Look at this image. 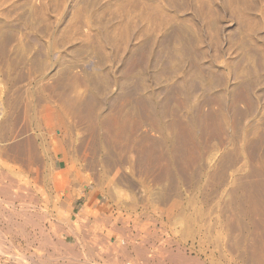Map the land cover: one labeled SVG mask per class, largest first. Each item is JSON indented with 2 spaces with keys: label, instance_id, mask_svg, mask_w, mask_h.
Wrapping results in <instances>:
<instances>
[{
  "label": "rangeland",
  "instance_id": "374dc122",
  "mask_svg": "<svg viewBox=\"0 0 264 264\" xmlns=\"http://www.w3.org/2000/svg\"><path fill=\"white\" fill-rule=\"evenodd\" d=\"M0 187V264H60L47 188L149 257L264 264V0H0Z\"/></svg>",
  "mask_w": 264,
  "mask_h": 264
},
{
  "label": "crops",
  "instance_id": "0c3cea01",
  "mask_svg": "<svg viewBox=\"0 0 264 264\" xmlns=\"http://www.w3.org/2000/svg\"><path fill=\"white\" fill-rule=\"evenodd\" d=\"M65 143H68L66 139L60 138L58 144L62 148V159L65 157ZM45 198L50 239L48 241L47 238V243L60 245L54 251H51V247L47 248V256L59 260L60 264L73 258L80 260L81 264H189L186 256L173 253L166 258L156 255L152 257L154 260L149 259L147 249L157 241L140 238L132 222L126 225L118 217L116 208L101 202L89 190L78 194L76 190L68 188L62 191L47 188ZM67 244L75 247V255H69L64 250L62 245Z\"/></svg>",
  "mask_w": 264,
  "mask_h": 264
},
{
  "label": "bare ground",
  "instance_id": "6f19581e",
  "mask_svg": "<svg viewBox=\"0 0 264 264\" xmlns=\"http://www.w3.org/2000/svg\"><path fill=\"white\" fill-rule=\"evenodd\" d=\"M50 139H51V138H50ZM68 151H69V150H68ZM71 160H72V159H71ZM89 161H91V160H89ZM95 161H96V160H95ZM77 163H78V162H77ZM99 163H100V162H98V164H99ZM96 166H97V165H96ZM76 167H77V166H76ZM51 168H52V167H51ZM86 169H87V168H86ZM68 170H69V169H68ZM60 172H61V171H60ZM48 173H49V172H48ZM38 174H39V173H38ZM56 174H57V173H56ZM59 174H60V173H59ZM66 174H67V173H66ZM66 174H63V176H66ZM82 174H83V173H82ZM63 176H62V177H63ZM96 176H97V175H96ZM1 177H2V175H1ZM90 177H91V176H90ZM3 178H4V176H3ZM3 178H1V179H3ZM55 178H56V175H55ZM63 178H64V177H63ZM67 178H68V176H67ZM83 178H84V177H83ZM4 179H5V178H4ZM51 179H52V178H51ZM94 179H95V178H94ZM58 180H59V179H58ZM63 180H64V179H63ZM78 180H79V179H78ZM86 180H87V179H86ZM86 180H85V181H86ZM56 181H57V180H56ZM56 181H55V182H56ZM66 181H67V180H66ZM85 181H84V182H85ZM11 182H12V180H11ZM76 182H77V181H76ZM89 182H90V181H89ZM96 182H97V181H96ZM44 183H45V182H44ZM65 183H66V182H65ZM65 183H64V184H65ZM97 183H98V182H97ZM58 184H59V183H58ZM60 184H61V183H60ZM78 184H79V182H78ZM62 185H63V183H62ZM62 185H61V186H62ZM84 185H85V184H84ZM97 185H98V184H97ZM57 186H58V185H57ZM61 186H60V187H61ZM63 186H64V185H63ZM63 186H62V187H63ZM55 187H56V186H55ZM58 187H59V186H58ZM78 188H79V187H78ZM78 188H77V189H78ZM0 189H2V188L0 187ZM60 189H61V188H60ZM60 189H59V190H60ZM83 189H84V188H83ZM83 189H82V190H83ZM78 190H79V189H78ZM82 195H83V194H82ZM90 195H91V194H90ZM39 198H40V197H39ZM5 200H6V199H5ZM0 201H1V200H0ZM21 204H22V203H21ZM33 207H34V206H33ZM119 207H120V206H119ZM5 209H6V208H5ZM15 209H16V208H15ZM24 210H25V209H24ZM31 210H32V209H31ZM29 212H30V211H29ZM12 213H13V212H12ZM24 214H25V213H24ZM24 214H23V215H24ZM34 215H35V214H34ZM46 215H47V214H46ZM11 216H12V215H11ZM13 216H14V215H13ZM24 217H25V216H24ZM55 217H56V216H55ZM11 220H12V218H11ZM98 220H99V219H98ZM110 220H111V219H110ZM5 221H6V220H5ZM10 222H11V221H10ZM10 222H9V223H10ZM31 222H32V221H31ZM107 222H108V221H107ZM18 223H19V221H18ZM94 225H95V224H94ZM10 226H11V225H10ZM107 226H108V225H107ZM20 228H22V227H20ZM26 228H27V227H26ZM113 228H114V226H113ZM59 229H60V228H59ZM3 230H4V229H3ZM19 230H20V229H19ZM30 230H31V229H30ZM158 230H159V229H158ZM13 231H14V230H13ZM148 231H149V229H148ZM155 232H156V231H155ZM155 232H154V233H155ZM1 233H2V232H1ZM1 233H0V234H1ZM80 233H81V232H80ZM138 233H139V232H138ZM161 233H162V232H161ZM32 234H33V233H32ZM97 234H98V233H97ZM146 234H147V233H146ZM149 234H150V233H149ZM2 235H3V234H2ZM136 235H138V234H136ZM3 236H4V235H3ZM30 236H31V235H30ZM46 236H47V235H46ZM25 237H26V236H25ZM0 238L2 239V237H0ZM3 238H5V237H3ZM10 238H11V237H10ZM15 238H16V237H15ZM5 239H6V238H5ZM25 239H26V238H25ZM79 239H80V238H79ZM147 239H148V238H147ZM157 239H158V238H157ZM3 240H4V239H3ZM22 240H23V239H22ZM134 240H135V239H134ZM136 240H138V239H136ZM153 240H154V239H153ZM159 241H160V240H159ZM147 242H148V241H147ZM164 242H165V241H164ZM0 243H2V245H3V242L0 241ZM18 243H19V242H18ZM42 243H43V242H42ZM145 243H146V242H145ZM160 243H161V242H160ZM162 243H163V242H162ZM20 244H21V243H20ZM121 244H122V243H121ZM133 244H134V243H133ZM137 244H138V243H137ZM0 245H1V244H0ZM148 245H149V244H148ZM123 246H124V245H123ZM146 246H147V245H146ZM8 247H9V246H7V248H8ZM12 247H14V246H12ZM29 247H30V246H29ZM48 247H49V246H48ZM96 247H97V246H96ZM2 248H3V247H2ZM4 248L6 249V247H4ZM4 248H3V252H6V251L4 250ZM183 248H184V247H183ZM8 249H11V248L9 247ZM121 249H122V248H121ZM0 250H2V249L0 248ZM11 250H12V249H11ZM38 250H39V249H38ZM147 250H148V249H147ZM153 250H154V249H153ZM169 250H170V252H171V251H172V248L169 249ZM8 251H9V250H8ZM81 251H82V250H81ZM118 251H119V250H118ZM165 251H167V250L165 249ZM9 252H10V251H9ZM121 252H122V251H121ZM156 252H157V251H156ZM161 252H162V251H161ZM163 252H164V251H163ZM6 253H8V252H6ZM176 253H177V252H176ZM3 254H4V253H3ZM9 254H10V253H9ZM62 254H63V253H62ZM124 254H125V253H124ZM128 254H129V253H128ZM146 254H147V253H146ZM170 254H171V253H170ZM180 254H181V253H180ZM20 255H21V254H20ZM20 255H19V256H20ZM24 255H25V254H24ZM43 255H44V254H43ZM147 255H148V254H147ZM152 255H153V254H152ZM162 255H164V254H162ZM178 255H179V254H178ZM103 256H104V255H103ZM150 256H151V255H150ZM10 257H11V256H10ZM17 257H18V256H17ZM27 257H28V256H27ZM32 257H33V256H32ZM47 257H48V256H47ZM47 257H46V258H47ZM85 257H86V256H85ZM146 257H147V256H146ZM152 257H153V256H152ZM152 257H151V258H152ZM15 258H16V255H15ZM19 258H20V257H19ZM29 258H30V256H29ZM39 258H40V257H39ZM62 258H63V257H62ZM157 258H158V257H157ZM160 258H161V257H160ZM165 258H166V257H165ZM65 259H66V258H65ZM73 259H74V258H73ZM147 259H148V258H147ZM149 259H150V257H149ZM149 259H148V262H149ZM152 259H153V258H152ZM173 259H175V258H173ZM173 259H172V260H173ZM18 260H19V259H18ZM26 260H27V259H26ZM45 260H46V259H45ZM45 260H44V261H45ZM50 260H51V259H50ZM122 260H123V259H122ZM153 260H154V259H153ZM19 261L21 262L22 259L19 260ZM23 261H24V260H23ZM23 261H22V262H23ZM31 261H32V260H31ZM35 261H36V260H35ZM35 261H34V262H35ZM162 261H163V260H162ZM169 261H171V260H169ZM181 261H182V260H181ZM244 261H245V260H244ZM22 262H21V264H22ZM38 262H39V261H38ZM38 262H37V263H38ZM151 262H152V261H151ZM151 262H150V263H151ZM159 262H160V260H159ZM171 262H172V261H171ZM173 262H175V261H173ZM27 263H29V262L27 261ZM35 263H36V262H35ZM45 263H46V262H45ZM155 263H156V262H155ZM164 263H165V262H164ZM176 263H177V262H176ZM42 264H43V263H42ZM162 264H163V263H162Z\"/></svg>",
  "mask_w": 264,
  "mask_h": 264
}]
</instances>
